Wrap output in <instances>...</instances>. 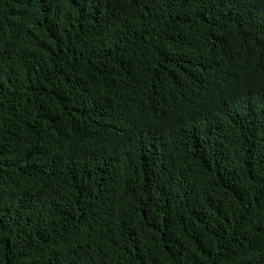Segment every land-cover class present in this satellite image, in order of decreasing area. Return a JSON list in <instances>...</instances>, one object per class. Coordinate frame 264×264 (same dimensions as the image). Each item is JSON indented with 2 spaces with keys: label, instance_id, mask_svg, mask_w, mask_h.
<instances>
[{
  "label": "trees",
  "instance_id": "16d2710c",
  "mask_svg": "<svg viewBox=\"0 0 264 264\" xmlns=\"http://www.w3.org/2000/svg\"><path fill=\"white\" fill-rule=\"evenodd\" d=\"M0 264H264V0H0Z\"/></svg>",
  "mask_w": 264,
  "mask_h": 264
}]
</instances>
